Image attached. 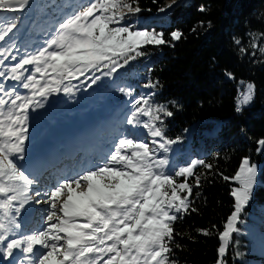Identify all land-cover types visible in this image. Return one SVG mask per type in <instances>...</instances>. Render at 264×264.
Segmentation results:
<instances>
[{"label":"snow or ice","instance_id":"snow-or-ice-1","mask_svg":"<svg viewBox=\"0 0 264 264\" xmlns=\"http://www.w3.org/2000/svg\"><path fill=\"white\" fill-rule=\"evenodd\" d=\"M30 3L31 0H0V41L17 25L18 17L8 14L23 12ZM125 10L131 14L141 12L137 0H94L61 23L46 47L11 68H7L4 61L16 57L8 49L0 51V77L10 73L7 79L24 81L22 87L31 92L30 96L21 95L15 87L6 90L5 84L0 83V94L7 97H0V256L4 259L15 258L19 251L24 255L17 264H176L171 259L170 246L174 241L173 223L181 214L196 211L189 199L193 184L188 178L195 177L194 186L199 187L200 176L194 169L198 165L211 169L212 165L193 160L170 173L168 157L157 158L158 151L167 154L169 146L178 141L165 137L161 114L171 117L173 112L166 105L150 103L154 93L134 100L126 123L142 126L152 137L163 141L158 149L122 136L102 165L62 180L44 193L47 199L36 201L50 205L44 227L31 233L20 232L19 213L31 202L29 193L36 180L30 178L18 162L25 161L29 109L43 107L42 100L36 97L46 98L60 91L68 94L69 87H60L65 80L79 79L94 69L108 68L105 75H110L129 60L143 55L139 51L141 46L167 42L164 33L154 29L112 27L124 19ZM165 10L164 7L159 9L160 12ZM182 35L175 31L171 37L180 40ZM235 42L241 43L240 40ZM240 51L246 52V49ZM260 51L264 53V47ZM25 66H34L41 79L33 73L25 75ZM227 75L234 79L231 73ZM240 83L244 85L243 81ZM145 87L155 88L156 84L149 83ZM120 91L132 95L131 90L121 88ZM254 95L255 85L247 84L237 96L236 111L241 112ZM152 143L157 141L154 139ZM258 145L257 150L264 151V139L259 140ZM258 175L257 165L245 158L234 177H224L234 180L238 186L231 190L234 211L224 231L219 233L222 243L217 264H226L223 257L233 234L241 232L238 227L243 223L241 213L252 198ZM175 177L184 180L178 182ZM34 195L42 193L37 190ZM199 231L205 236L210 234L205 229Z\"/></svg>","mask_w":264,"mask_h":264},{"label":"trees","instance_id":"trees-1","mask_svg":"<svg viewBox=\"0 0 264 264\" xmlns=\"http://www.w3.org/2000/svg\"><path fill=\"white\" fill-rule=\"evenodd\" d=\"M38 1L36 10H39L41 20L27 22L28 10L9 13V16H17L18 20L16 28L4 41L11 39L15 40V45L17 42L20 44L29 23H32L33 29L28 28V32L32 30V42L27 48L31 55L38 52V48L32 51L37 44L52 36L61 23L91 0ZM171 1L137 0L141 12L124 15L119 25L111 26L145 30L159 9L166 8ZM201 8L205 10L201 11ZM138 20L139 23L136 22ZM166 21V25L161 24L155 29L164 33L167 42L141 46L139 51L144 54L118 69L117 79L109 83V89L99 92L95 105L97 109L98 104L106 100L104 94L110 93L114 99L123 93L127 105L133 107L134 100L145 96L148 91L154 93L150 103L166 105L173 112L171 117L161 114L165 137L178 141L169 146L170 151L166 154L174 166L172 171L187 166L193 160H203L212 168L198 165L194 169L200 176L199 187L194 186L195 177L188 178V182L193 184L189 199L196 211L181 214L173 223L171 259L176 264H217L221 246L219 233L224 231V225L234 211V198L231 196L234 184L224 177H234L244 158L261 163L263 169L252 204L242 219L247 217L253 205H264V154H257L258 141L264 139V53L260 51L264 47V35H261L264 34V0H188L175 6L166 16ZM175 31L183 34L180 40H172L171 34ZM236 40L241 43L238 45ZM253 44L258 47L254 48ZM241 48L246 52H241ZM25 72L41 79L34 67L25 66ZM227 73H231L234 79ZM241 81L254 84L255 95L250 106L237 112ZM7 83L12 86L8 90L15 87L19 94L31 95L19 82L9 80ZM149 83L156 84V87H145ZM121 88L131 90L132 95H125ZM57 95L59 93H51L46 98L36 97L42 100L43 107L29 109V138L25 142L29 143L31 154L43 151L45 142L63 144L64 131L61 130L69 120L57 115L63 106ZM131 114L129 107L120 108L109 127L98 124L95 143H102L113 133L126 136L131 130L130 124L126 123ZM120 116L122 118L118 120ZM141 119L147 121L148 117ZM79 120L80 123L74 122L75 127L85 122L84 113ZM94 147L91 144L87 150H94ZM175 179L178 182L184 180L183 177ZM238 227L241 229V224ZM201 229L208 230L210 234L203 235L199 231ZM238 241L239 237L234 234L227 255L229 264H246L244 260L236 259Z\"/></svg>","mask_w":264,"mask_h":264},{"label":"rangeland","instance_id":"rangeland-1","mask_svg":"<svg viewBox=\"0 0 264 264\" xmlns=\"http://www.w3.org/2000/svg\"><path fill=\"white\" fill-rule=\"evenodd\" d=\"M36 1L38 0H31L30 7L24 10H28V16L26 20L27 22L30 20L32 21L33 19H37L39 21L41 20V18L38 17L40 12L39 10H36ZM45 1L46 0H39L38 2L44 3ZM174 1L176 0H173L167 4V7L165 8L166 10L164 11L165 14L162 16V18H160L161 20H159L158 17L154 18L155 15L153 16L152 21H155L157 26H160L161 24H167L166 16L169 14L168 11H170L171 7L177 3L171 7L168 6ZM187 1L188 0H181V3H185ZM92 2H94V0H91L88 4ZM160 13L163 12H159L156 15H159ZM127 14L130 13H126L125 10V15ZM136 22L139 23L140 20ZM160 22L161 24L158 25ZM133 24L134 23H132L131 26ZM26 25L28 26V23ZM33 27L34 25L29 23L28 28L33 29ZM28 28L27 31H25L22 40H20V44L17 42L15 45V40L10 41L11 39H9L7 42H4L5 40L0 41V51L8 49V51L16 57L15 60L11 59V57L5 60V65L7 68L14 67L21 59L31 56V50L29 51L27 48L32 42V30L28 32ZM153 29L156 31L155 27L147 30ZM58 30L59 28L57 31ZM57 31L53 33L52 36L47 38V40L37 44L36 48L32 51L36 50L37 48V50H40L46 47L47 41L54 37ZM133 55H135V53H133ZM0 59H2V57H0ZM121 63H123L122 60ZM119 68L120 67L117 68L116 72L111 73L110 75H105V73L109 72L108 68H104L103 71L94 69L93 71L87 72L85 75L80 76L79 79H72L71 81L65 80L64 84L60 86L61 88L67 86L71 90L68 94L60 91L59 96L57 95L63 103V106L59 108L57 115L69 120V122L63 124L61 130L64 131L63 144L59 145L55 141L45 142L43 144V151L40 153L36 152L35 154H31L29 143L25 142V161H19L18 163L24 167L26 173L30 175V178H35L36 183L32 185V191L29 193L32 196L31 202L26 204L19 213L18 221L21 224V233H31L45 226V218L48 214L50 205L47 203H36L38 200L47 199L44 193L54 189L56 184L64 179L75 177L85 170L102 165L108 158L113 146L118 142L119 138L117 137H122V134L115 136L116 134L113 133L112 135L106 137L102 143H95L97 139L95 132L97 131L98 124L101 123L104 127H109L116 115L117 110L120 108L125 109L129 107V111H133V107L127 105V102L125 101L126 98L123 93L122 95L117 94L114 99H112L113 96L110 95V93L107 95L104 94L103 96H105L106 100L98 104V108L96 109L95 102L100 97L99 92H104V90L109 89V83H112L117 79ZM7 75H10V73H7L5 77H0V79L3 78L0 83L5 84L6 90L12 87L7 83V81L10 80L6 78ZM89 77H91V79ZM96 77L100 78L96 79ZM44 78L49 79L48 77ZM93 80H95V83L92 82ZM23 82L24 81L19 82L21 86ZM247 84L249 83H244V85L240 84L239 91L243 90ZM149 94L151 93L148 91L144 93L145 96H148ZM0 97H2V94H0ZM2 98L7 99V97ZM250 104L244 107L250 106ZM80 110H82V113H84L85 122L80 124L79 127H75L76 123L74 122L80 123L81 121L79 120L82 114L79 112ZM121 118L122 116H120L118 120ZM64 127H66V129H64ZM129 127L131 130L126 134L127 137L146 142L152 149H158V144L163 142L159 138L152 137L148 130L144 129L142 126L134 127L133 125H130ZM58 134L59 133H57V135ZM154 139L157 141L156 144L152 143ZM91 144L93 147L95 146L93 148L94 150L88 151L87 148L90 149ZM257 154L263 155L264 151L257 150ZM165 155L166 154L163 153L162 150L157 152L158 159L165 157ZM248 159L250 160V158ZM251 163L256 164L259 169V183V176L262 172L263 166L258 162ZM173 167V164L170 162L168 169L170 173ZM231 182L234 184L232 188L238 186L234 180L231 179ZM258 183L254 187L252 198L245 207L244 211L241 213V217L243 216L245 210L252 204L254 192L258 186ZM37 190L42 193L41 196L34 195L35 191ZM246 216V218L242 219L243 223L241 224V232L240 234H237L239 241L236 242L238 246V250L236 249L235 251L236 259L239 261L244 260L246 264H264V205H253L251 211ZM229 247L225 256L223 257L226 264H229L227 259ZM243 247L244 250L241 251ZM237 253H239V255H237ZM23 255V253L16 251L15 258L4 259L2 256H0V264H17V261L22 258ZM250 256H255L257 259L251 258Z\"/></svg>","mask_w":264,"mask_h":264},{"label":"bare ground","instance_id":"bare-ground-1","mask_svg":"<svg viewBox=\"0 0 264 264\" xmlns=\"http://www.w3.org/2000/svg\"><path fill=\"white\" fill-rule=\"evenodd\" d=\"M175 3H177V4L174 5ZM180 3H181V0H176V1H174V2L171 4V6L174 5L173 7H175V6L179 5ZM171 8H172V7H171ZM170 10H171V9H170ZM164 14H165V12L160 13L159 15H155L154 18H155V17H158L159 20H161L160 18H161L162 16H164ZM160 24H161V22L158 23V25H160ZM151 26H153V23L151 24Z\"/></svg>","mask_w":264,"mask_h":264},{"label":"water","instance_id":"water-1","mask_svg":"<svg viewBox=\"0 0 264 264\" xmlns=\"http://www.w3.org/2000/svg\"><path fill=\"white\" fill-rule=\"evenodd\" d=\"M174 8H175V7H172L171 10H173ZM171 10H170V11H171ZM170 11H168V12H170ZM152 23H153V26H152V27H158V26H157V23H156L155 21H152V20H151V21H150V26L147 27L148 29L152 28V27H151V24H152ZM203 142H204V141H203ZM200 148H204V145H200Z\"/></svg>","mask_w":264,"mask_h":264}]
</instances>
